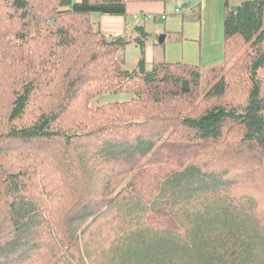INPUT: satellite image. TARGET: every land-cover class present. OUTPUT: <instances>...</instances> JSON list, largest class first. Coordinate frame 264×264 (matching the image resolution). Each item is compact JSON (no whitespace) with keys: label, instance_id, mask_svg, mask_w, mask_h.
<instances>
[{"label":"trees","instance_id":"obj_1","mask_svg":"<svg viewBox=\"0 0 264 264\" xmlns=\"http://www.w3.org/2000/svg\"><path fill=\"white\" fill-rule=\"evenodd\" d=\"M144 1L175 0L12 1L30 37L62 56L57 66L64 71L49 68L43 53L34 56L40 45L22 54L13 39L3 42L1 67L17 79L0 110L7 125L0 155L17 143L46 142L44 153L26 155L38 167L32 174L54 165L59 175L58 186L44 176L39 191L28 170L7 175L0 264H264V0H244L236 11L225 1V55L209 69L161 58L148 69L151 34L143 26L113 36L92 18L126 16L128 3ZM199 11L190 19H200ZM130 45L140 49L133 70L125 67ZM227 62L232 69L208 97L223 98L234 86L230 78L239 76L247 85L243 105L221 103L195 117L152 115L171 95L167 88L189 97L203 73ZM107 94L130 99L92 104ZM33 105L31 123L15 126ZM158 124L166 126L153 133ZM175 127L184 133L164 142ZM77 148L88 152L80 154L85 165L98 160L107 172L105 194L100 190L94 205L85 198L91 186Z\"/></svg>","mask_w":264,"mask_h":264},{"label":"rangeland","instance_id":"obj_2","mask_svg":"<svg viewBox=\"0 0 264 264\" xmlns=\"http://www.w3.org/2000/svg\"><path fill=\"white\" fill-rule=\"evenodd\" d=\"M0 5V60L5 59V53L3 50H1L2 45L4 44V41H9L11 40V44L14 49L18 48L16 51L21 52L22 54H25L26 50H33L34 47H40L38 50L34 51L36 56L39 53H43L45 55V60L48 61L49 63V68H58V63L60 61V58L62 56H59V58L55 55H52L48 51L44 50L43 48V43H41L42 38L37 37V38H31L29 34L30 31L28 28H26V25H24V22L21 21L18 17V14L12 11L10 5L13 0H4ZM81 0H74V3L80 2ZM44 6V5H43ZM45 8H48L44 6ZM190 11L186 15V22L183 23V18L182 17H175L171 18L172 20L169 21L165 25L163 22H156V23H148V31L151 35L148 39V45L155 44L158 42V39L160 35L167 30L168 32H172L174 35L175 34H180L175 35L176 38L174 39V35L169 40V43L162 49L163 51L165 50V57H166V62L168 63H179V64H187V60H194L197 59L199 63H206L207 59L217 50L216 44L213 40L207 41L205 46H201L199 43H197L194 40V37L196 36L198 29L196 27H193L195 25H198L197 22L192 21L190 19ZM92 18L94 21H98V19H101V15L98 14H93ZM67 21V20H66ZM224 23V19H223ZM25 26V27H24ZM19 31V33H18ZM34 31V29H33ZM18 33V34H16ZM36 35V29L35 33ZM49 33H45V36H48ZM17 36V37H16ZM22 36V38H21ZM16 37V38H15ZM180 37V38H179ZM15 38V39H14ZM41 38V39H40ZM45 39V38H44ZM184 40L187 42L186 46V51L185 54L183 52L182 48V43ZM222 40L224 41V33H222ZM33 41H36L35 43L32 44ZM45 47V44H44ZM244 48H238V52L236 53V59H239L241 54L244 52ZM90 53L86 51V57L89 59ZM140 58V49L136 45H130L129 47L126 48L125 51V67L128 70H133L137 68V63L138 59ZM186 58V60H185ZM4 63V62H2ZM63 63V62H61ZM216 64V63H215ZM232 62H227L223 66L218 67L217 70L215 71H206L203 73L204 77L201 81V85L194 89L192 92L191 96H174L176 94L172 93L170 88L168 89V92L171 94L168 96H163L164 102L163 104L159 107V109H150L152 115H154L155 112L162 113L163 111H167V114H164L163 116H173L174 118H179V117H188V116H198L202 114L205 110L208 108L218 105L221 103H230L232 105L240 107V105L244 104V99L247 94V85L245 83V80L243 78L239 79V76L237 78H230V82L232 87L228 90L227 94L223 98H209L208 93L210 89L213 87L214 83L216 82L217 79H220L223 75H225L227 70L232 69L231 67ZM2 64H0V110L3 109L7 104L5 102L9 100V98L12 96V90L13 83L16 81L15 73L16 71L13 70L11 73L10 71H6L1 67ZM218 65V64H217ZM153 65L147 66L148 69H151ZM193 66V65H192ZM214 64L210 63L209 65H202L199 66L202 69H209L210 67H213ZM61 71H64V65L59 66ZM58 68V69H59ZM7 72V75L3 76L4 73ZM58 73V72H56ZM63 73H60V76H62ZM260 77L262 79V82L264 84V70L261 72ZM236 86V87H235ZM237 88V89H236ZM41 99V98H40ZM130 97L127 94H120L118 96L114 94H107L104 96H100L93 100L92 104H94L95 107L102 106L106 102H112V101H125L129 100ZM147 109V107H145ZM37 109V106H32L30 109L29 115L24 120L23 122H16L13 123L15 126L20 127L21 125H29L32 121V113ZM7 112V111H6ZM5 112V114H6ZM72 117L70 115L67 116V119ZM1 123H5L3 121V117H0V131L2 130V133L0 134V138H4L7 136V125H1ZM166 125H160L158 124V129H156L153 133H159L162 131L161 129L164 128ZM171 126V124H169ZM172 133H177L180 135V133H184V130L182 128H171L168 133L164 135V142H169L171 143V140L175 137ZM193 133V132H190ZM187 135V131H186ZM4 140V139H3ZM2 140V141H3ZM48 143L46 142H35V143H17L15 146H9L5 152H2L0 155V212L1 209L4 208L3 202L6 200H11V196L7 194V190L5 188V179L7 178V175L10 173H16L17 170H28L29 173L25 176L28 178L29 183L31 185H37L38 186V191L42 189V183L43 179L46 177V179H51V182H57L58 186V173H57V167L49 166L45 171L44 175L40 174L38 176L35 174H32L34 172V169L38 170L37 165H34V160H28L26 158V155L28 153H44L42 150H44L46 145ZM0 145H2L0 143ZM4 145V144H3ZM161 145V144H160ZM49 146V145H48ZM159 147V146H158ZM8 149H10L8 151ZM57 150V148H56ZM77 152L74 151L76 160L78 165H81L86 167V170L84 173L86 176L89 178V184L91 186L89 190L88 196H86V199H90L92 201V204H97V197H98V192L102 189V194L104 196L105 190H106V185H107V178L104 180V174L107 173L103 165L97 160V162H93V160L90 158L88 159V164H84L80 158V155L82 153H88L84 149H79L77 148ZM43 157L42 155H38ZM44 158V157H43ZM87 158V157H86ZM25 160V161H23ZM42 161V160H41ZM90 165H93V168L90 169ZM42 171V170H41ZM91 175V176H88ZM34 178V180H33ZM2 180V181H1ZM33 181V182H32ZM106 186V187H105ZM6 190V191H5ZM29 195H35L34 190H29ZM3 200V202H2ZM88 202V201H87ZM87 202H83L84 204H87ZM263 206H264V199L262 200ZM62 205V204H61ZM44 206H47L46 203H44ZM5 215H2L0 217V221H4Z\"/></svg>","mask_w":264,"mask_h":264},{"label":"crops","instance_id":"obj_3","mask_svg":"<svg viewBox=\"0 0 264 264\" xmlns=\"http://www.w3.org/2000/svg\"><path fill=\"white\" fill-rule=\"evenodd\" d=\"M226 0H175L168 2H130L127 5L126 16H109L101 15L98 22L104 33L113 36H120L127 31L132 33L136 26H143L148 31V23L163 22L165 25L171 21V18L182 17L183 23L186 22V15L190 11L191 16L195 11L200 9V19L192 20L197 22L196 27L198 32L194 40L202 47L207 41L213 40L217 50L207 59L206 63H199L197 59L187 60V64L193 66L214 65L223 61L225 55L224 41L222 40L223 33V15L224 4ZM232 6H238L244 0H227ZM181 12L176 13V10ZM190 16V17H191ZM166 17V18H163ZM174 35L172 32L165 30L159 37L158 42L146 46V63L147 66L153 65L154 62L161 58L166 61L164 47L169 43L170 38ZM179 35L180 34H175ZM174 35V39L176 36ZM179 37V38H180ZM182 38V37H181ZM187 42L182 43L183 52L185 54ZM186 60V58H185ZM216 63V64H215Z\"/></svg>","mask_w":264,"mask_h":264},{"label":"water","instance_id":"obj_4","mask_svg":"<svg viewBox=\"0 0 264 264\" xmlns=\"http://www.w3.org/2000/svg\"><path fill=\"white\" fill-rule=\"evenodd\" d=\"M237 9H238V6H233V7H232V10H233V11H236Z\"/></svg>","mask_w":264,"mask_h":264},{"label":"built area","instance_id":"obj_5","mask_svg":"<svg viewBox=\"0 0 264 264\" xmlns=\"http://www.w3.org/2000/svg\"><path fill=\"white\" fill-rule=\"evenodd\" d=\"M175 12H176V13H179V12H181V11L177 9ZM163 18H166V17H163Z\"/></svg>","mask_w":264,"mask_h":264}]
</instances>
